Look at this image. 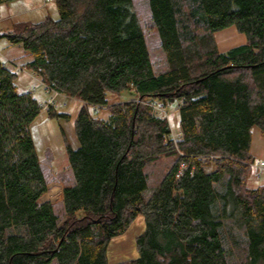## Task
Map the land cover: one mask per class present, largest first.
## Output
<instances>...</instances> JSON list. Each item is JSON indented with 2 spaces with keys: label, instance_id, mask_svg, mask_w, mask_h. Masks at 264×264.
Returning <instances> with one entry per match:
<instances>
[{
  "label": "trees",
  "instance_id": "16d2710c",
  "mask_svg": "<svg viewBox=\"0 0 264 264\" xmlns=\"http://www.w3.org/2000/svg\"><path fill=\"white\" fill-rule=\"evenodd\" d=\"M54 1L58 20L16 22L0 40L30 54L26 69L50 91L84 103L74 122L80 147L66 144L74 184L63 190L60 221L43 200L48 184L30 134L42 106L0 61V264H110L112 240L138 216L139 258L118 264H231L225 242L235 227L240 264H264V182L249 186L253 128L264 138V0H149L168 63L160 74L133 0ZM233 26L247 43L220 53L215 33ZM124 92L149 104H109ZM158 101L177 104V143L150 105ZM170 158L147 197L146 167Z\"/></svg>",
  "mask_w": 264,
  "mask_h": 264
},
{
  "label": "rangeland",
  "instance_id": "374dc122",
  "mask_svg": "<svg viewBox=\"0 0 264 264\" xmlns=\"http://www.w3.org/2000/svg\"><path fill=\"white\" fill-rule=\"evenodd\" d=\"M133 9L139 17L155 72L157 74L166 72L168 63L161 48L157 29L152 22L149 0H133ZM47 17H51L54 20L60 18L54 0H18L0 5V33L10 32L16 22L40 23ZM240 34L232 29L218 33L214 37L217 38L218 42L221 37L228 36L229 39H233V42H230L233 47L244 42ZM219 48L223 50L220 45ZM31 60L32 57L22 46L11 45L7 39L0 40V61H7L8 67L17 72L16 84L19 91L31 92L42 106L41 114L30 126V134L48 184V193L43 197V200L53 204L54 210L61 221L65 217L63 190L65 187L74 184V176L69 167L66 144H69L74 150L80 147V142L75 133L74 122L84 103L50 91L44 84L42 85V79L36 73L26 69V64ZM108 100L110 105L126 101H141L137 96L128 92L120 95L109 94ZM141 102L144 104L148 103L147 100ZM152 103L163 107L159 101ZM164 105L165 112H160L158 115L167 118L171 129L175 134L180 135V115L177 104L166 103ZM51 109L58 115L56 118L50 117L49 110ZM89 110L93 117L105 120L110 117L108 110L93 107H90ZM252 135L251 154L258 160L255 161L256 163L264 162L260 161L264 160V138L261 136L260 129L253 128ZM175 161V158L162 159L146 167L145 171L148 175L147 197L151 196L153 191L161 184L168 171L175 165ZM207 170H210V168ZM255 172L249 180V186L254 188L264 182V171L255 169ZM136 239L137 237L134 245L135 251L138 253ZM235 240H238V244L235 243ZM243 244L244 239L237 227L232 232L227 229L225 245L227 249L231 250V264H240L244 261Z\"/></svg>",
  "mask_w": 264,
  "mask_h": 264
},
{
  "label": "crops",
  "instance_id": "0c3cea01",
  "mask_svg": "<svg viewBox=\"0 0 264 264\" xmlns=\"http://www.w3.org/2000/svg\"><path fill=\"white\" fill-rule=\"evenodd\" d=\"M232 29L236 30V32L238 33L236 27L233 26V27H230L228 29L217 32V33H215V35L223 32V31L232 30ZM240 36L243 37L242 38V40L244 41L243 43H241L237 46H233V47L230 46L231 48L229 47V49L228 48H222L223 50H221L219 48V45L221 47L220 41L217 42V38L215 37L220 53H225L231 49L245 45L247 43L246 36L244 34H240ZM230 42L232 43L233 39H230ZM256 161H258V160L256 159ZM260 161H264V160H260ZM131 226H130L131 228L128 230L127 234L126 235L124 234L125 236L124 235L118 236V237H122V236H124V237L119 238V239H116V238H118V237H116V238H114L115 240L113 239L114 241L112 240L113 242L110 245L111 247L108 250V258H109L110 264H118V263L126 262L129 260L130 261L136 260L139 258V254L136 253V251H135V245L134 244H135V238L140 236L145 230V218L143 216H138L137 219L133 222V224ZM53 264H56V263L54 262Z\"/></svg>",
  "mask_w": 264,
  "mask_h": 264
},
{
  "label": "built area",
  "instance_id": "2783aa9c",
  "mask_svg": "<svg viewBox=\"0 0 264 264\" xmlns=\"http://www.w3.org/2000/svg\"><path fill=\"white\" fill-rule=\"evenodd\" d=\"M4 66H8V62L7 61L4 62ZM41 84L43 85L42 80H41ZM147 104H149V103H147ZM150 105L152 106L154 113L159 114L160 112H165L164 111V108L161 107V106H159V105H157V104H150ZM171 138L173 139V141L175 143H177V141L180 138V136L178 134H175V132L172 130ZM249 165L252 166L253 168L259 170V171H264V162H260V163H256L255 162L253 164L252 163H249ZM187 169H188V166L187 165L181 164V170H180V173H179L178 177H180L184 173V171H186Z\"/></svg>",
  "mask_w": 264,
  "mask_h": 264
},
{
  "label": "bare ground",
  "instance_id": "6f19581e",
  "mask_svg": "<svg viewBox=\"0 0 264 264\" xmlns=\"http://www.w3.org/2000/svg\"><path fill=\"white\" fill-rule=\"evenodd\" d=\"M222 48H228L231 46L230 39L228 36L221 37L219 40Z\"/></svg>",
  "mask_w": 264,
  "mask_h": 264
}]
</instances>
